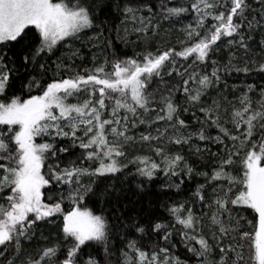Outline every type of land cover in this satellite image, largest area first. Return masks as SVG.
<instances>
[{
  "label": "snow or ice",
  "instance_id": "snow-or-ice-1",
  "mask_svg": "<svg viewBox=\"0 0 264 264\" xmlns=\"http://www.w3.org/2000/svg\"><path fill=\"white\" fill-rule=\"evenodd\" d=\"M233 74L264 80V0H0V264H264V83Z\"/></svg>",
  "mask_w": 264,
  "mask_h": 264
},
{
  "label": "trees",
  "instance_id": "trees-1",
  "mask_svg": "<svg viewBox=\"0 0 264 264\" xmlns=\"http://www.w3.org/2000/svg\"><path fill=\"white\" fill-rule=\"evenodd\" d=\"M177 34L176 33H173L170 37H164V40H168L170 39L173 43H176L177 42ZM117 45L118 47L120 48L121 51H131V49H125L122 45H120L118 42H117ZM161 46L163 47L164 44L162 43ZM220 58L223 59V58H226L227 56V53L226 52H221L220 54ZM79 63V62H78ZM211 69H209L210 71ZM166 79H168L166 77ZM255 81L256 84H261V83H264V80H261L258 76H253L251 78H245L242 74L241 75H236V74H233L232 76H230L228 78V82L230 85H242L244 83H251ZM215 150V148L213 149ZM78 151V150H77ZM193 161H195V157L192 158ZM131 171L134 173L135 172V168L133 166H129ZM125 171H128V169H126ZM129 180H133V177L131 175H129L128 177ZM135 179H140L139 177H136ZM163 176H161L159 179H157L153 184L149 185V192L152 193L151 196H144L143 198V203H144V206L147 207L149 205V201H151L153 207H154V212L157 216H159L162 220H164L165 222H170L171 218L169 217L167 211L165 210V207H164V204H165V201H166V197H163L162 194L160 193V190H159V185L161 184V182L163 181ZM186 180V184L182 187L184 188H188L190 189L191 191H194L195 190V187L198 183H202V179L199 178V177H193V179L191 181H188L187 178H185ZM133 183H134V180H133ZM173 195V199L175 200H183L185 199L187 196H190L191 195V192L190 191H187L185 192V195L183 196H178L176 195L175 193L172 194ZM168 203H171V201H167ZM197 209H199V206L197 205ZM49 231L52 232L53 236H55V232H56V228L54 226H49L48 228L45 229V233L47 234ZM176 239L178 240V234H176ZM176 251L178 253H180L181 257L183 258L184 257V254H185V249L183 248L182 245H178L177 246V249Z\"/></svg>",
  "mask_w": 264,
  "mask_h": 264
}]
</instances>
